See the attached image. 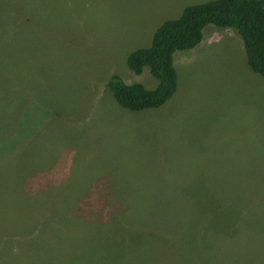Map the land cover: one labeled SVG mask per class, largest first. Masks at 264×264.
<instances>
[{
  "label": "rangeland",
  "instance_id": "rangeland-1",
  "mask_svg": "<svg viewBox=\"0 0 264 264\" xmlns=\"http://www.w3.org/2000/svg\"><path fill=\"white\" fill-rule=\"evenodd\" d=\"M206 1L0 0V264H264V77L237 30L208 24L175 52L162 106L129 110L107 86L156 87L128 54ZM95 195L109 202L79 213ZM165 195L195 200L172 209L180 227L133 220Z\"/></svg>",
  "mask_w": 264,
  "mask_h": 264
},
{
  "label": "trees",
  "instance_id": "trees-1",
  "mask_svg": "<svg viewBox=\"0 0 264 264\" xmlns=\"http://www.w3.org/2000/svg\"><path fill=\"white\" fill-rule=\"evenodd\" d=\"M211 23L237 30L243 40L249 66L264 77V0H209L190 4L183 9L178 18L164 20L156 28L149 46L136 48L128 54V67L136 73H141L148 66L151 74L158 79V84L154 88H147L140 82L126 83L121 76L115 74L109 79L107 86L117 102L122 107L133 111L164 105L175 94L178 87V72L174 65L175 52L190 49L199 44L204 37L205 27ZM89 198L90 200L88 203L86 202V205L78 208L79 213L89 212L90 209L104 206L109 202L108 197L95 195L89 196ZM184 198L185 196L173 195L140 198L144 201L145 206L141 205L132 209L136 212L133 220L136 217L140 220L147 216V213L161 214V217L168 221L169 226L173 228L180 227L182 225L181 220L170 217V213L179 202L181 205L185 204L187 200L190 203L195 202L193 197L190 199L186 197L185 201ZM204 202L198 200V203L202 206V213L210 211L213 213L214 219L221 217L220 212L213 207H206L207 203ZM69 204L66 203L64 206ZM70 207H66V209ZM99 211L103 213L104 210ZM108 215L112 217V223L115 224L114 220L117 214ZM94 226L98 229V233L117 236L115 232L108 233L102 224H94ZM116 226L117 229L121 227L119 224H116ZM216 227L221 228L219 225H216ZM184 231L187 233L186 230ZM97 232L93 234L97 235ZM172 232L178 235L179 229ZM209 234L212 244L214 236L217 234L220 235L221 241L224 243L220 229Z\"/></svg>",
  "mask_w": 264,
  "mask_h": 264
},
{
  "label": "clouds",
  "instance_id": "clouds-1",
  "mask_svg": "<svg viewBox=\"0 0 264 264\" xmlns=\"http://www.w3.org/2000/svg\"><path fill=\"white\" fill-rule=\"evenodd\" d=\"M187 50V49H186ZM193 196H189V198L188 199H190V198H192Z\"/></svg>",
  "mask_w": 264,
  "mask_h": 264
},
{
  "label": "bare ground",
  "instance_id": "bare-ground-1",
  "mask_svg": "<svg viewBox=\"0 0 264 264\" xmlns=\"http://www.w3.org/2000/svg\"><path fill=\"white\" fill-rule=\"evenodd\" d=\"M240 37V36H239Z\"/></svg>",
  "mask_w": 264,
  "mask_h": 264
}]
</instances>
